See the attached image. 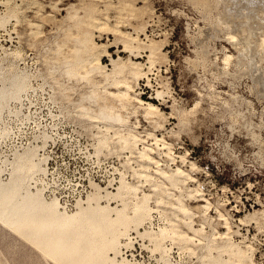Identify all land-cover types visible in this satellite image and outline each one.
I'll return each mask as SVG.
<instances>
[{
  "label": "rangeland",
  "instance_id": "rangeland-1",
  "mask_svg": "<svg viewBox=\"0 0 264 264\" xmlns=\"http://www.w3.org/2000/svg\"><path fill=\"white\" fill-rule=\"evenodd\" d=\"M129 1L134 16L128 10L118 12L121 0H0V74L20 73L25 79L20 97L10 100L0 115L1 177L11 176V164L19 155L37 159L39 169L28 179L30 190L47 201L57 199L68 214L77 212L80 199L84 203L99 191L101 204L117 205L120 197L112 195L118 193L121 179L126 182L120 193L128 212L148 195L151 209L138 226L141 233L131 226L120 238V264H237L219 247V237L205 240V234L186 229L188 216L174 208L178 197L192 207L195 228L204 221L209 236L230 232L250 258L264 264V48L258 46L256 56L249 47L237 58L238 47L226 37L246 13L257 25L264 18V0L253 8L247 1L236 5L233 0ZM70 5L79 12L92 7L107 12V23L91 31L98 41L111 44L114 56L129 53L114 44L111 28L135 32L134 23L142 37L143 31L148 33L167 52L166 59L156 62L150 80L142 77L135 87L160 105L156 122L146 120L141 108L135 110L136 102L122 110L120 130L135 138L124 140L105 121L84 115L76 101L62 104L55 98L60 62L73 45L72 36L80 32L69 16ZM139 51V59L146 61L144 49ZM226 53L233 54L231 61L224 60ZM103 61L109 64V57ZM69 92L78 97L77 91ZM149 144L160 162L146 168L139 151ZM178 165L184 173H174L179 178L175 185L157 171L160 166L172 174ZM203 198L209 199V206ZM171 221L193 238L177 231L156 248L142 234H156ZM93 244L94 257L114 255L101 239ZM0 264L59 263L0 222Z\"/></svg>",
  "mask_w": 264,
  "mask_h": 264
},
{
  "label": "bare ground",
  "instance_id": "bare-ground-1",
  "mask_svg": "<svg viewBox=\"0 0 264 264\" xmlns=\"http://www.w3.org/2000/svg\"><path fill=\"white\" fill-rule=\"evenodd\" d=\"M233 1L236 5H241L243 1H247L246 6L253 8L258 1L263 0ZM229 3H231V0H229ZM133 7L131 1L121 0L118 12L128 10V15L134 16ZM70 12L72 13L70 14ZM68 13L74 19V26L78 27L80 32L72 36L73 45L68 48L62 57L63 60L60 62L62 64L60 66L62 77L57 80L55 98L62 101V104L74 100L78 103L77 106L84 115L105 121L108 127H114L116 133H121L124 140H128V137L135 138L134 133L129 131L124 135L120 130L122 121H124L122 110L128 108L130 101L136 102L135 110L138 109L137 107L141 108L142 115L146 120L156 122V117L161 114L160 105L146 100L135 87L139 84L140 78H150V72L155 68L156 62H161L160 57L166 59L167 52L163 49L161 42H157L154 37L143 30V35H145L142 37L134 23L135 32L122 30L118 25L111 28L114 35V44L121 46L119 50L129 53L127 57H122L120 54L114 56L110 50L111 44L98 41L91 31L92 27L100 28L107 23L109 19L107 12L100 11V9L95 11L94 7L86 9V11L82 9L79 12L78 8L70 5ZM245 16L246 18L240 22L237 29L228 30V36L226 34L229 41L238 47L239 56L237 58L244 57L249 47L254 50L256 56L260 55L257 53L258 46L264 48V18L256 21L257 25H253L252 17L247 13ZM141 27H139L140 30ZM247 31L249 32L246 33ZM256 32L257 37L253 34ZM140 47L145 51L146 61L139 59L142 54L139 51ZM106 56L109 57V64L103 61ZM223 57L228 62L233 54L226 53ZM0 81L1 115L2 110L10 100L20 97L25 79L20 73H10L5 76L0 74ZM69 91H77L78 97L73 99ZM157 93V95L161 94L160 92ZM155 139L162 141L168 147V143L163 138L156 137ZM154 150L155 146L149 144L139 151L143 159L142 166L148 168L152 164H159L160 161L153 154ZM36 160H31L30 156H17L11 164V176L7 180L1 177L0 168V222L11 230L21 233V236L28 242L59 264H120L117 259V255L121 252L122 240L120 238L127 231L129 232L131 226H134L139 234L141 233L138 226L148 216L151 209L148 195L144 194L133 204L131 212H128V202L120 193L126 186V182L121 179L118 193L112 195L113 197H120L117 205L112 206L110 202L101 204L100 200L103 196L99 191L93 194L90 193L84 203L80 199L77 206L78 210L76 209L77 212L68 214L67 211L60 208L57 199L47 201L39 191L33 192L30 190L28 179L39 169ZM157 171L170 179V183L173 185L179 180L175 177V174L184 173L181 165H178L172 174L164 171L160 166ZM110 195L107 193V196L111 198ZM203 200H205V207H207L206 205L209 206V199L203 198ZM174 208L188 216V220H184L185 227H187V230L194 232L193 234L203 233L202 235L205 234V237H203L205 240L211 237L214 242L219 237L220 242L217 244H220L219 247L224 248L229 253L230 258H236L237 264H257L243 248L232 240L230 232L219 233L214 231L209 236L205 233L204 221L200 227L195 228L192 219L193 209L186 206L181 198H177ZM226 225L228 229H231L232 224L227 222ZM179 226L177 222L171 221L170 227L165 226L156 234L148 230L142 231V234L147 235L156 248H161L163 240L169 234L175 235L177 231L185 239L193 238V235L187 233L186 230H180ZM88 237L91 240H87ZM97 239H101L103 248L112 249L114 255L105 254L104 259L94 257L96 251L93 247V241ZM69 242H72V244L69 245ZM82 258L90 259L80 261ZM167 264L170 263L167 262Z\"/></svg>",
  "mask_w": 264,
  "mask_h": 264
},
{
  "label": "trees",
  "instance_id": "trees-1",
  "mask_svg": "<svg viewBox=\"0 0 264 264\" xmlns=\"http://www.w3.org/2000/svg\"><path fill=\"white\" fill-rule=\"evenodd\" d=\"M155 102V101H154Z\"/></svg>",
  "mask_w": 264,
  "mask_h": 264
}]
</instances>
